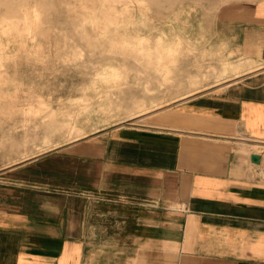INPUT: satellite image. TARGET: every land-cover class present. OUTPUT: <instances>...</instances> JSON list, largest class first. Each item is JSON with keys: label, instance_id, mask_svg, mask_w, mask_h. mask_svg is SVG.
Segmentation results:
<instances>
[{"label": "crops", "instance_id": "0c3cea01", "mask_svg": "<svg viewBox=\"0 0 264 264\" xmlns=\"http://www.w3.org/2000/svg\"><path fill=\"white\" fill-rule=\"evenodd\" d=\"M222 23L264 64V0ZM157 123L0 168V264H264V65Z\"/></svg>", "mask_w": 264, "mask_h": 264}, {"label": "rangeland", "instance_id": "374dc122", "mask_svg": "<svg viewBox=\"0 0 264 264\" xmlns=\"http://www.w3.org/2000/svg\"><path fill=\"white\" fill-rule=\"evenodd\" d=\"M255 1L0 0V168L113 127L157 126L262 67L222 23Z\"/></svg>", "mask_w": 264, "mask_h": 264}, {"label": "water", "instance_id": "95a60500", "mask_svg": "<svg viewBox=\"0 0 264 264\" xmlns=\"http://www.w3.org/2000/svg\"><path fill=\"white\" fill-rule=\"evenodd\" d=\"M251 162L257 164L259 162V158L256 155L251 156Z\"/></svg>", "mask_w": 264, "mask_h": 264}]
</instances>
